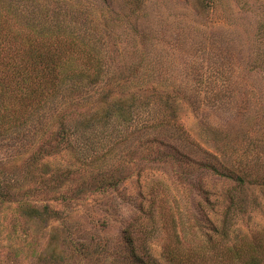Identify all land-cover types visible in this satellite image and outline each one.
Returning <instances> with one entry per match:
<instances>
[{
  "label": "rangeland",
  "instance_id": "rangeland-1",
  "mask_svg": "<svg viewBox=\"0 0 264 264\" xmlns=\"http://www.w3.org/2000/svg\"><path fill=\"white\" fill-rule=\"evenodd\" d=\"M230 208L264 240V0H0V264H238Z\"/></svg>",
  "mask_w": 264,
  "mask_h": 264
},
{
  "label": "trees",
  "instance_id": "trees-1",
  "mask_svg": "<svg viewBox=\"0 0 264 264\" xmlns=\"http://www.w3.org/2000/svg\"><path fill=\"white\" fill-rule=\"evenodd\" d=\"M40 33H42V35L44 36L45 33H44L43 28H41ZM128 109H129V106L125 102L120 101L119 103H117V110H115L116 115L122 119H127V116L129 113ZM109 112L110 110H108L107 112L103 111L99 117L102 119H106L107 117H109ZM84 125H87V124H84ZM230 211H231V208L228 210V212L226 213L224 217V225H222L221 230L218 231L222 239L219 244L220 246L222 245L223 247V254L221 255L222 258H224V261L234 259V261L237 262L238 264H264V240L252 238L251 241L243 242V241H240L242 240L240 238L239 241L241 243L239 244L234 243L232 246L230 244V247H228L229 245L225 244V242H227L228 240L227 224L229 223H227V220H229V215L231 214ZM20 214L25 219H28V220H32L34 218L37 220L43 219L42 214H39L37 209L28 207V206L22 207L20 209ZM130 240H131L130 238H127V242L129 246L131 244ZM210 242L213 243L212 240H210ZM50 245H55V244L52 241L50 242ZM52 249L50 251L51 257H55L53 256L54 250ZM139 263L144 264L142 261H139Z\"/></svg>",
  "mask_w": 264,
  "mask_h": 264
}]
</instances>
